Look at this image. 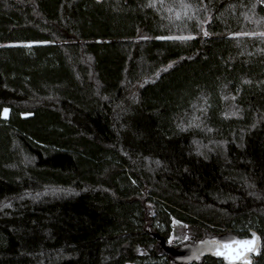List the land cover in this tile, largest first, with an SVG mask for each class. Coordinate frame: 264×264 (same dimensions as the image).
I'll return each mask as SVG.
<instances>
[{"label":"trees","instance_id":"trees-1","mask_svg":"<svg viewBox=\"0 0 264 264\" xmlns=\"http://www.w3.org/2000/svg\"><path fill=\"white\" fill-rule=\"evenodd\" d=\"M261 33L257 0H0V264H226L174 220L264 264Z\"/></svg>","mask_w":264,"mask_h":264},{"label":"water","instance_id":"water-1","mask_svg":"<svg viewBox=\"0 0 264 264\" xmlns=\"http://www.w3.org/2000/svg\"><path fill=\"white\" fill-rule=\"evenodd\" d=\"M255 233V239H253L252 234ZM249 236H240L236 233H224L221 235L207 236L199 239L195 243H187L180 247H174L168 245L165 241L163 242V249L166 254H168L172 259L177 262H191L193 260H200L207 256H213L217 259H222L226 264H254L262 250V240L258 233L252 232ZM251 240L252 244L255 246V250L247 253H242V259L236 261H230L226 259L223 255L215 254L219 251V246L225 242ZM212 241H217L219 244H212ZM203 242V243H202ZM240 246L236 245L234 251H239ZM232 254L231 252L229 253Z\"/></svg>","mask_w":264,"mask_h":264},{"label":"snow or ice","instance_id":"snow-or-ice-1","mask_svg":"<svg viewBox=\"0 0 264 264\" xmlns=\"http://www.w3.org/2000/svg\"><path fill=\"white\" fill-rule=\"evenodd\" d=\"M97 2H99V0H97ZM258 4H264V0H257ZM147 7H156V3H150L147 5ZM182 8H189L190 5H185V4H181ZM202 7L204 8L205 11H207V5L206 4H202ZM255 7V5L253 6ZM171 10V9H169ZM179 18V17H178ZM208 19H211V17H209ZM204 35L207 36L208 33L207 31H204ZM261 35H264V33H261ZM146 39V37H145ZM157 39H166V40H172V41H186V40H190V39H195V37L193 36H161V37H157ZM26 47H31V45H25ZM0 47H3V45H0ZM168 67H171V65H169ZM164 71H167V69H164ZM245 83H248V81H245ZM233 99H235V97H233ZM8 112L9 109H3L2 112V116L3 118L7 119L8 116ZM232 115H236V113H232ZM197 127H199V125H196ZM178 127L180 128L181 131L186 130L184 128V126L178 125ZM198 154H200L198 152ZM157 163H159V161H157ZM174 223H176V221H174ZM253 239H255V233L252 234ZM185 239H188L187 236L184 237ZM203 243V242H202ZM212 244L216 245L219 244V242L217 241H212ZM236 245L240 246V250L239 251H234V249L236 248ZM255 250V246L252 244L251 240H243V241H235L234 244H232L231 242H225L222 245L219 246V251H217L215 254L217 255H223L226 259L230 260V261H236V260H241L242 259V253H247V252H251ZM232 253L231 255L229 253Z\"/></svg>","mask_w":264,"mask_h":264},{"label":"rangeland","instance_id":"rangeland-1","mask_svg":"<svg viewBox=\"0 0 264 264\" xmlns=\"http://www.w3.org/2000/svg\"><path fill=\"white\" fill-rule=\"evenodd\" d=\"M9 113V112H8ZM176 227V232L174 233L173 239L175 240V245H185L187 243H193L192 241L194 240L195 235L197 234L196 232L190 230L187 226H184L181 223H175ZM187 236L188 239H185L184 237ZM132 264V263H128Z\"/></svg>","mask_w":264,"mask_h":264},{"label":"built area","instance_id":"built-area-1","mask_svg":"<svg viewBox=\"0 0 264 264\" xmlns=\"http://www.w3.org/2000/svg\"><path fill=\"white\" fill-rule=\"evenodd\" d=\"M264 5V4H263ZM175 221V220H174ZM172 223V231L170 233V235L168 236L167 240H166V243L170 246H174L176 243H175V240L173 239L174 237V228H175V223Z\"/></svg>","mask_w":264,"mask_h":264}]
</instances>
